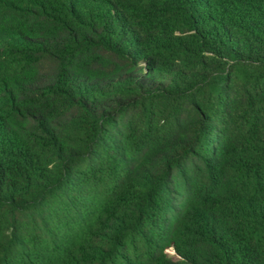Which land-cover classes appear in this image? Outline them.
<instances>
[{"label":"trees","instance_id":"trees-1","mask_svg":"<svg viewBox=\"0 0 264 264\" xmlns=\"http://www.w3.org/2000/svg\"><path fill=\"white\" fill-rule=\"evenodd\" d=\"M0 264H264V0H0Z\"/></svg>","mask_w":264,"mask_h":264}]
</instances>
